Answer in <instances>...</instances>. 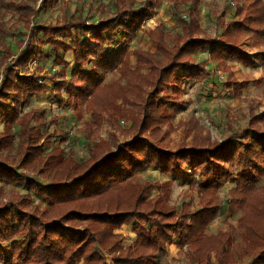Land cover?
Returning a JSON list of instances; mask_svg holds the SVG:
<instances>
[{"label": "trees", "instance_id": "trees-1", "mask_svg": "<svg viewBox=\"0 0 264 264\" xmlns=\"http://www.w3.org/2000/svg\"><path fill=\"white\" fill-rule=\"evenodd\" d=\"M31 1L38 6L36 9L26 2L11 5L22 12L26 27L39 9L56 3ZM170 1L181 31L171 35L163 24L157 25L148 34L155 52H135L134 65L126 47L140 25L155 14L161 0H143L137 7L115 0L114 15L96 24L87 23L80 16L70 22L64 15L62 24L36 27L34 35L42 34L55 53L62 50L74 55V67L67 78L66 60L56 53L54 61L62 68L48 76L52 86L43 83L35 73L20 74L10 70L11 63L5 66L0 82V181H15L14 167L30 169L35 176L49 181L28 182L29 190L44 197L49 209L39 210L29 203L28 196L15 193L6 195L3 203L0 201V264H106L104 252L112 264H165L167 246L174 238L179 245L188 247L194 264H210L212 257L216 264H232L245 258H249L246 264H264V185L257 187L264 177V130L254 121L249 130L252 135L242 147L232 140L222 145L202 136V127L193 118L191 125L197 126L199 135L190 146L171 151L160 145L163 132L159 126L168 116L163 104L157 103L161 90L168 86L172 93L162 95L164 101L178 104L181 81L197 79L203 71L192 59L205 48H209L208 58L226 75L225 87L232 92L234 86L229 85L234 84L235 77L227 61L252 63L238 44L244 34H250L255 47L264 44V0H231L233 18L225 21L223 12L217 16V37L200 28L201 0ZM180 4H189L186 16L179 12ZM70 28L78 34L74 42L54 39ZM4 30L0 23V31ZM23 42L20 41L22 48L14 56L13 67H23L40 55L29 38ZM9 55H13L10 49L5 50L4 61ZM184 69L191 73L178 74ZM108 74L118 78L106 82ZM260 78L264 81V74ZM62 91L68 101L86 105L94 125L103 119L129 120L127 133H134L132 140L121 145L114 141L93 144L88 160L80 164L58 147L45 153L52 143V134L41 135L29 125L32 121L45 125L47 120L35 111L20 117L19 105L27 95L50 92L58 106H62ZM117 100H121V105ZM16 128L22 140L17 161L9 155ZM147 167L178 177L188 171L198 175L199 207L190 212V203H183L177 212L168 206L166 186L171 182L160 186L164 194L146 201L152 184L138 185L127 179ZM227 179H233L236 185L228 192L230 200L226 205L230 213L238 209L242 213L237 221L242 237L238 242L230 224L226 231L213 235L206 232L224 204L219 189ZM248 210L255 215L245 214ZM130 222L136 238L131 245L121 247L122 239L114 231ZM17 235L21 239L12 240ZM5 241L10 242L9 257L1 249Z\"/></svg>", "mask_w": 264, "mask_h": 264}, {"label": "rangeland", "instance_id": "rangeland-1", "mask_svg": "<svg viewBox=\"0 0 264 264\" xmlns=\"http://www.w3.org/2000/svg\"><path fill=\"white\" fill-rule=\"evenodd\" d=\"M115 0H56V3L47 8L39 9L35 17L31 18L30 26L26 27L22 12L16 9L12 4L17 5L20 2H26L29 6L38 7L31 0H0V23L4 27V32L0 31V82L2 73L6 65L10 64V70L14 69L20 74L35 73L40 76V80L48 86H52L53 82L48 76L57 74L62 65L55 63L54 50L46 43V38L42 34L34 35L36 27L51 24H62L65 15L70 22H75L80 16L85 18L87 23H98L112 17L115 13ZM143 0H123V3L133 7L139 6ZM39 3V2H38ZM179 12L186 16L189 4H180ZM233 5L231 0H201L199 6L200 28L205 34L217 37L220 28L217 26L216 18L220 13H224L225 21L233 18ZM163 24L166 32L171 35L181 31L179 22L174 17L172 3L170 0H161L158 4L155 14L147 18L139 27L132 42L127 45L129 51V59L131 65L136 63L135 52L147 51L154 53L155 48L152 46L149 38V31L153 30L157 25ZM36 34V33H35ZM78 34L71 28L57 34L56 38L64 43L74 42ZM35 47V52L40 55L32 57L30 61L23 67H13L14 59L18 53L20 41H27ZM81 40L84 37L80 35ZM23 42V43H24ZM22 43V42H21ZM239 47L248 54L250 64L242 65L236 60H228L227 65L234 74L235 81L232 92L226 87V75L208 58L209 48L197 52L193 57V64H199L203 67V71L197 79L181 81L182 93L176 98L178 104L165 102V95L172 93L171 87L165 86L160 92L158 104H163V110L167 114L168 119L164 124L159 126L163 132V138L160 145L171 151H175L182 146H190L197 133V126L191 125L194 119L198 125L202 127V136L208 137L211 143H219L225 145L231 142L242 147L246 140L252 135L249 130L253 128V122L264 130V81L260 78L264 74V44L255 47L253 38L250 34H244L238 39ZM10 49L9 58L4 61L5 50ZM112 49V47L110 48ZM58 55L63 56L66 60V76L69 77L74 67L73 52H63L60 50ZM259 54V55H257ZM12 70V71H14ZM144 70V69H143ZM190 69L178 71L180 75L190 74ZM118 78V75L108 74L105 81L111 82ZM173 83V82H172ZM237 92V95L234 93ZM164 97H163V96ZM62 96L65 103L58 106L53 95L50 92H42L39 94L27 95L26 99L19 105V116L35 111L38 115L42 114L47 120V124L39 126L35 121L30 122V129L38 131L41 135L52 134L51 144L45 148V153L51 149L60 148L65 156L72 158L76 164L83 163L89 158V149L93 144L102 143L104 141L121 145L132 140L134 133H127L131 123L129 120L117 119L115 122L103 119L101 123L92 124L91 115L86 110L85 104H77L68 101L64 91ZM121 105V100H117ZM165 106V107H164ZM126 107V106H125ZM75 109L77 111H75ZM255 125V126H256ZM199 126V127H200ZM3 131V123H0V133ZM149 131L145 133L147 135ZM21 139L18 136V128L14 130V140L9 153L10 156L18 160L17 153L20 149ZM112 149V147H111ZM5 154V152H3ZM16 172L15 181H0V191L2 197L0 201H6V195L15 193L19 196H28L29 203L37 206L39 210L46 211L49 209L47 200L29 190L28 182L36 181L37 183H48L49 181L42 176H35L30 169H20L14 167ZM130 183L143 185L145 183L152 184L146 197V201L151 200L159 194H164L160 186L167 184L169 194L166 203L177 212L181 210L183 203H190L188 208L193 212L199 207L196 188L200 184L198 175L191 174L190 171L181 176H174L161 173L158 170L147 167L137 171L132 177L127 179ZM233 179H227L222 182L219 189V195L223 201V205L218 215L208 225L206 232L216 234L219 231H226V225L234 226V240L236 242L242 239L237 226V221L242 213L240 209L230 213L226 205L230 196L227 195L230 190L235 188ZM264 185V177L258 183L257 187ZM227 201V202H226ZM248 215H255L254 211L248 210ZM244 214V216H245ZM258 215L256 222H259ZM17 226V224H15ZM82 228L81 226H78ZM133 222L123 224L115 233L120 236L121 247L131 245L136 236L133 232ZM21 239L18 235L12 240ZM3 253L9 257L11 255V246L9 241L1 243ZM106 264H112L110 256L102 253ZM249 258L237 260L232 264H246ZM79 261L78 263H80ZM210 264H216L212 257ZM165 264H194L189 257V249L187 246L179 245L177 238L167 246Z\"/></svg>", "mask_w": 264, "mask_h": 264}]
</instances>
